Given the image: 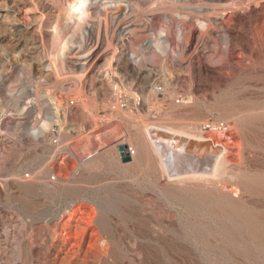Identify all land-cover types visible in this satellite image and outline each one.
<instances>
[{"label": "bare ground", "instance_id": "1", "mask_svg": "<svg viewBox=\"0 0 264 264\" xmlns=\"http://www.w3.org/2000/svg\"><path fill=\"white\" fill-rule=\"evenodd\" d=\"M16 1L25 13H31L28 17L34 36L27 55L36 64L32 73H27L31 74L29 86L24 85L17 98L0 96V184L8 188L12 185L26 194H34L39 189L48 194H72L73 190L67 188L68 179L57 180L47 163L54 154L65 151L75 157L78 166L89 176L100 170L101 165L105 169L123 168L122 173L128 170L129 184L106 188L107 210L118 212L122 220L134 218L135 224L144 228L148 220L157 234L170 232L182 240H172L165 244L168 247L181 243L211 248L214 245L210 236L223 240L220 248L237 247L244 253H256L253 263L260 256L264 259V160L260 162L262 159L258 158V151L263 148L264 102L256 96L262 106L247 108L246 105L243 109L223 106L222 111V106L216 107L219 103L216 106L207 103L208 98L202 96L203 87L198 85L202 78L200 51L211 30L219 25L223 33L229 23L223 16L247 9L253 0L234 1L226 6L221 0ZM151 14L161 16L159 26L153 25L148 16ZM174 22L185 26L191 22L199 28L190 53L181 55V60L186 59L192 70L188 89L179 87L183 75L164 70V63L174 55L181 40L174 31ZM12 31L23 29L15 26ZM4 59L0 57V89L5 82L1 76ZM242 74L238 77L260 81L259 85L253 81V93L264 92L262 71ZM7 84L10 92L15 90L13 82ZM238 94L243 95L239 90ZM252 95L245 99L247 103ZM70 105L75 109L69 114ZM69 120L78 124L76 130L71 125L67 128ZM231 128L239 138L235 141L238 144L235 153L223 141ZM31 130L35 140L28 139L30 136L25 138V133ZM18 139L19 142L26 139L34 151L40 152L37 168L28 174L23 171V165L13 164L19 151ZM120 145L130 160H122ZM133 186L151 193L147 192L151 206L145 207V203L135 207L132 203L133 212L121 210V205L127 207L135 199L130 194L122 195L121 188L133 189ZM72 210L64 207V213L72 214ZM137 213L140 218H136ZM108 216L101 212L93 219V224L106 234L112 232ZM150 231L145 228L142 233L150 237ZM150 239L152 242L146 246L163 247L164 241H160L159 235ZM31 253L37 258L40 249L33 246Z\"/></svg>", "mask_w": 264, "mask_h": 264}, {"label": "rangeland", "instance_id": "2", "mask_svg": "<svg viewBox=\"0 0 264 264\" xmlns=\"http://www.w3.org/2000/svg\"><path fill=\"white\" fill-rule=\"evenodd\" d=\"M0 1V48L5 52L3 53V51H1L0 49V52H2L0 53L1 59L5 58L3 60V74L1 75L2 77H4L3 79L5 80V84L3 83V85L1 86L0 93L2 94H0V96L7 98H17V96L20 95L24 90V85L29 86L28 81L31 77V74L27 73H32L34 69L33 67L36 64L33 63L27 55V53L29 52L27 48L28 46L30 47L32 36H34V27H31V21L28 17L31 13H25L24 9H21L22 5L18 1ZM234 1L237 2L239 0H221L220 3L222 2L223 6H226ZM254 1L255 0L248 3L249 5H247V9L244 7L246 10L244 8L240 12L236 10L234 12L235 14H232L233 16L231 14L224 15L223 17H227L225 21L229 22L227 23L226 27L227 30L225 29L227 33L225 31L222 33L221 28L218 27L219 25H215L213 27V30H211L210 38H207L204 42V50L202 49L200 51V66L202 69V78L200 80L201 82L198 85H200V87H203L202 93L205 92L202 96L204 98H208V100H205L207 101V103H209V105L216 106L219 103L220 105L216 107L220 108L222 106L220 108L222 111L225 106H230L231 108H234L235 106L237 108V106H239V108L243 109L246 107V105L248 108V106H258L260 102H264V100H262L264 99V97H261L264 92L260 91V93L257 94L252 92L253 86H255L256 84H260L259 80L251 79L252 81H249L250 79L248 78L245 79L238 77L242 73H254L255 70L258 72L262 71V73H264V0ZM3 3L4 5H2ZM17 8L18 10H16ZM148 16L152 19L153 25L156 24L155 27L159 26L160 22L162 23V18L159 14H151ZM175 23L176 22L173 23L174 31L179 37L181 36V40L178 39L179 44L177 42L178 45H176L175 47V53L174 55H172L173 57L170 56V58L167 59V62L164 63V70L166 72L170 69L169 72L180 74L181 77L184 76V80L179 82V87L181 89H188L190 86L189 82L192 70L188 63L185 61L186 59L183 61L181 60V55L185 54L184 56H186L188 53H190L193 45L196 43L199 28H197L196 25L194 26L191 22H187L186 26L185 24L179 25L178 23ZM11 26H17L23 29V31H12L13 27L10 28ZM216 28H218V30ZM224 33L226 34V37L224 36ZM245 39H247V41ZM26 44L27 46H25ZM4 47H6V49ZM22 47H24V49L26 50H24ZM178 52L180 53L178 54ZM2 54L5 55V57L3 56L4 58L2 57ZM238 54L239 56H236ZM27 59H29L30 61H27ZM170 60L172 61V63L170 62ZM216 60L218 61V63H216ZM240 61H242V63H240ZM21 63L23 64V66ZM29 64H31V66ZM147 64L148 66L151 65L150 62H148ZM166 64L168 67L166 66ZM171 64L173 65L170 66ZM155 66H157V64H155ZM5 68L6 70L8 69V71H4ZM171 69L173 71H171ZM185 77L187 79H185ZM241 81H243L244 83ZM253 81L255 82L253 83ZM7 82H13V84L15 85L14 91L10 92L8 90L7 85L10 83L7 84ZM245 82L247 83L246 86ZM252 83L255 85H253ZM239 85L242 87V89ZM194 86L196 85L194 84ZM249 88L251 90H249ZM238 90L239 92H241V94H243L244 92L245 93L243 95H239ZM231 91L233 92L232 94ZM236 92L238 95L236 94ZM248 93H250L252 97L251 99L249 98L250 100L247 103V100L245 101V99H247V96H251ZM232 95L233 99L231 98ZM256 96L260 102L258 101V99L256 100ZM258 96H260L261 98ZM230 98L232 101L230 100ZM241 98H243L245 104L244 102H242L243 100ZM238 99L241 100L237 102ZM41 100L44 101L43 98H41ZM228 100L232 103H226ZM225 103L227 105H225ZM239 103H242V105H240ZM262 104L260 105L262 106ZM43 105H46V102L43 103ZM74 109V105H70L67 111H69L70 114V112H72ZM71 118L72 117H70V119ZM71 122L69 120V123L67 124V126L69 127L67 128L70 129V127L72 126L71 128L73 130H76L78 124L73 123V121ZM74 124H76V126H74ZM234 132V129H228L226 131L227 138H223V141L229 144V149L233 153H235L238 148V144H236L235 141H237V139L239 141V138L237 137L238 134ZM262 133L261 141L263 144V148L259 149L258 151V158H260V160L262 159L261 161L258 159L260 162L264 160V131ZM34 134L35 133L31 130L30 132L25 133V138H28L30 136L31 138L29 137L28 139L35 140ZM19 141L20 140L18 139L17 143L20 144L17 145L19 146V151L17 153V158L14 160L15 162H13V164L14 166L23 165V171L25 170V174H28L31 170L37 168L40 159V152L34 151L35 149L28 142H26V139L25 141ZM47 163L52 167V175L56 176L57 180L68 179L66 180V182H70V184L67 183V188L72 189L73 193L70 195L62 193L60 194V196L59 194H48L39 189L35 192L36 194H26L19 188L12 185L8 188L0 184V264H264V259L261 256L256 263H253V259L257 255L256 253H244L237 247L220 248V246H223V240L221 238H214L210 236L209 239L214 245L211 248L201 247L198 245V247H191L185 246V244L182 245L181 243L179 246L174 245L168 247V245H165L166 243H169L172 240L175 242H182V240H180L179 237H176L172 233L170 235V232L168 231H166L168 232L167 234H165L164 231L161 234H157L156 231H154L155 227L152 223L148 222V220L145 221V224L147 225V227L145 228L152 230L150 231L151 233H149L150 237H156L157 235H159L160 241H164V244L163 247L160 248L146 246L148 242L151 243L152 240L150 239V237H146L144 233H142L145 229L144 226L140 227V224H135L134 218L127 217L123 220L122 218L120 219V215L118 212L107 210V204L104 201V193L107 187L114 185L121 187V184L125 185L126 183H130L131 173H129L128 170H126V173L128 172L126 174L125 172L122 173L123 168H114V170L117 169L116 171H114L113 169H105L104 166L101 165L102 168H100L103 170H99L98 168V171L96 170V172L93 173L92 176H89V174H87V172L82 167L78 166V162L77 160L75 161V157L65 151L57 152L56 155L54 154L52 159L47 161ZM75 164L77 166H75ZM26 166L28 168H26ZM74 167H76L77 169ZM75 170L76 173H79L80 175L76 174ZM80 170L81 173L84 174H81ZM110 170L113 171L111 172ZM71 173H74L73 177L75 178H73L72 176V178L70 177ZM71 182L74 183L72 184ZM109 183L112 184L110 185ZM134 187L135 186L132 187L133 189H131V187H126V189L124 187L121 188L122 195L126 196L130 194L131 197H133V199L135 198L134 200H136H130L127 207L125 204L124 206L121 205V210L125 209L127 212H131V207L135 205H137V207L139 205L145 206V203L147 204V206L145 207L151 206V204L149 205L151 198L149 197L150 200H148V196H150L151 193L146 190H140L141 188ZM128 188H130V191L128 190ZM100 189L102 190L100 191ZM124 190L126 191V193H124ZM136 202L138 204H136ZM64 207L71 209L73 208V213H64ZM104 207H106L105 210L103 209ZM101 212L107 216L109 215L108 217L109 219H111L110 224L112 226V232L110 234L101 232L98 226H96V224H93V219L97 217ZM138 213L136 214L137 216L135 215L136 218H140V213L139 215ZM110 214L112 215V217ZM124 220L126 222H124ZM102 238H105L106 241ZM33 246L40 249V254L37 258L31 253V248Z\"/></svg>", "mask_w": 264, "mask_h": 264}, {"label": "water", "instance_id": "3", "mask_svg": "<svg viewBox=\"0 0 264 264\" xmlns=\"http://www.w3.org/2000/svg\"><path fill=\"white\" fill-rule=\"evenodd\" d=\"M118 148L121 151L122 160L125 161V162L128 161V160H130L129 156H126L124 154V152H123V146L120 145Z\"/></svg>", "mask_w": 264, "mask_h": 264}]
</instances>
